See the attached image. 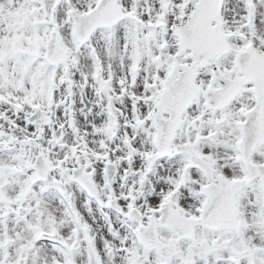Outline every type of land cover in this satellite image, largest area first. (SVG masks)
Here are the masks:
<instances>
[{
	"label": "snow or ice",
	"instance_id": "1",
	"mask_svg": "<svg viewBox=\"0 0 264 264\" xmlns=\"http://www.w3.org/2000/svg\"><path fill=\"white\" fill-rule=\"evenodd\" d=\"M0 264H264V0H0Z\"/></svg>",
	"mask_w": 264,
	"mask_h": 264
}]
</instances>
